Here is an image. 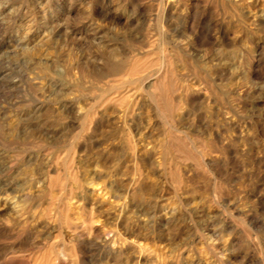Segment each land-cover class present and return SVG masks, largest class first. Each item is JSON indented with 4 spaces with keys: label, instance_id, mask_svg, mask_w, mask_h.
Segmentation results:
<instances>
[{
    "label": "rangeland",
    "instance_id": "obj_1",
    "mask_svg": "<svg viewBox=\"0 0 264 264\" xmlns=\"http://www.w3.org/2000/svg\"><path fill=\"white\" fill-rule=\"evenodd\" d=\"M0 264H264V0H0Z\"/></svg>",
    "mask_w": 264,
    "mask_h": 264
},
{
    "label": "bare ground",
    "instance_id": "obj_2",
    "mask_svg": "<svg viewBox=\"0 0 264 264\" xmlns=\"http://www.w3.org/2000/svg\"><path fill=\"white\" fill-rule=\"evenodd\" d=\"M123 72V71H122Z\"/></svg>",
    "mask_w": 264,
    "mask_h": 264
}]
</instances>
